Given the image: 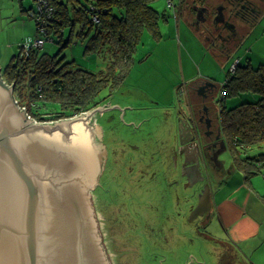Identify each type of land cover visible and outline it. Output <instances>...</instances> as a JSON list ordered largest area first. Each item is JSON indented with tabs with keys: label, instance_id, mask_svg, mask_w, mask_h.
<instances>
[{
	"label": "rangeland",
	"instance_id": "1",
	"mask_svg": "<svg viewBox=\"0 0 264 264\" xmlns=\"http://www.w3.org/2000/svg\"><path fill=\"white\" fill-rule=\"evenodd\" d=\"M218 2L222 3L223 0L213 1L214 4ZM181 5L182 0L153 2L152 6L160 14L167 16V21L166 19L160 21L162 37L155 39L148 33L142 36L134 55L135 64L126 80L115 88V93L104 105L98 106L107 107V110L98 113L93 122V126H98L100 132L98 142L102 146L103 154L106 147L110 152L117 151L119 156L122 154L121 151L124 153L127 150L125 143H128L133 145L131 149L133 152L145 151L143 160L150 162L151 153L161 146V143L162 146L172 144L171 128L166 131L165 129L176 112H186L185 86L190 83L186 80L211 79L220 86L223 77L229 74V71L236 73V66L232 70L230 68L237 61L241 66L249 65L251 68L264 64V10L262 16L254 23L240 25L238 22L237 30L242 32L239 43L236 44L235 39L232 46H229L232 48L230 53L221 56V49L211 48L212 45L205 40V36L184 23L183 14L182 16L179 14ZM33 6V0H0L1 69L18 55L23 43L35 40L36 20L28 12ZM78 29L77 27L71 45L47 42L42 51L51 55L59 54L64 61H74L75 68L93 72L106 70L110 64L107 59L84 54L85 42L78 39ZM70 36V28H67L64 42ZM219 90L221 94L223 89ZM108 94L109 91L105 89L101 97ZM256 100H258L256 96L242 94L226 98V106L234 108ZM45 107L42 113L46 121L43 122L58 121L53 120L57 115L52 108ZM57 110L60 112L62 109L57 106ZM239 151L244 153L243 150ZM263 152L264 143H261L247 153L248 155L252 153L249 157H253ZM163 153L164 166L158 181L153 186L150 183L144 184L142 189L132 187L127 194L117 192L118 187H124L125 184L122 182L130 177L127 176V164L123 168L119 166L125 162L123 157H119V164L117 163L118 166L113 170L118 180L114 195H118L116 201H119V204H124V213L129 211L137 224L136 227H132L133 223L129 225L128 219L124 220L117 216L116 219L121 225L117 227L113 223L111 230L109 224H104L101 220L99 232L101 237H104L103 247L106 249L110 264H245L226 245L215 244L214 239L221 237V232L219 233L216 227L215 216L208 221L199 216L195 222H190L191 206L197 205V199L187 201L193 189L186 188L187 183L183 182L177 170L173 169L167 175L166 162L170 161V157L165 155V150ZM220 156L229 164L231 158L229 152H223ZM129 157L130 155H127L126 159ZM113 158L115 160L116 157ZM103 165L102 167L100 165L94 182L90 184L91 187L99 182ZM137 170L135 167V170L130 172L134 178L138 174ZM149 174L148 170L147 175ZM174 178H178L180 185L176 188L178 189L176 195L170 197L168 185ZM209 181L211 186L215 183L214 179ZM246 182L248 189L261 190L260 194L263 197L264 172L246 179ZM96 191L94 188L87 193L95 221L108 218L114 222L113 212L116 208L108 206V200L105 201L108 197L104 198L102 194L98 201ZM94 200L99 203L96 207L93 205ZM148 225L151 231L145 234ZM171 226L173 230H170Z\"/></svg>",
	"mask_w": 264,
	"mask_h": 264
},
{
	"label": "water",
	"instance_id": "2",
	"mask_svg": "<svg viewBox=\"0 0 264 264\" xmlns=\"http://www.w3.org/2000/svg\"><path fill=\"white\" fill-rule=\"evenodd\" d=\"M1 73L0 68V264H110L87 196L98 184L90 186L106 155L93 122L107 107L37 122L19 106L14 85ZM76 172L89 173L90 184L80 191L90 240L73 192ZM210 209L211 192L205 188L190 222Z\"/></svg>",
	"mask_w": 264,
	"mask_h": 264
},
{
	"label": "trees",
	"instance_id": "3",
	"mask_svg": "<svg viewBox=\"0 0 264 264\" xmlns=\"http://www.w3.org/2000/svg\"><path fill=\"white\" fill-rule=\"evenodd\" d=\"M50 1L54 13L45 21L43 47L26 51L23 43L18 55L1 73L8 85H14L19 106L37 122L46 121L42 113L45 106H50L57 115L53 120H60L103 105L129 75L142 36L148 33L160 39V21H167L166 14H160L152 6L157 0ZM28 12L30 16L37 12L35 4ZM38 26L36 22V37ZM77 27L78 39L85 42L84 54L107 59L110 64L106 70L75 68L74 61H64L59 54L42 51L47 42L71 45ZM67 28L71 36L64 42ZM226 78L222 79L225 96L220 100L224 109L222 123L225 134L232 140L231 155L235 164L250 179L264 170V158H259L264 152L253 157L247 153L255 145L264 143V64L257 68L239 64L236 73L229 71ZM105 89L109 94L101 97ZM242 94H251L258 100L234 108L226 106V98ZM57 106L61 107L60 112ZM235 140L238 146L233 144Z\"/></svg>",
	"mask_w": 264,
	"mask_h": 264
},
{
	"label": "flooded vegetation",
	"instance_id": "4",
	"mask_svg": "<svg viewBox=\"0 0 264 264\" xmlns=\"http://www.w3.org/2000/svg\"><path fill=\"white\" fill-rule=\"evenodd\" d=\"M213 1L214 0H185L184 2V0H182L179 14H181V16L183 14L184 23L186 25L206 37L205 40L209 41L210 45H212L211 48L221 49V56L228 55L232 50L229 46H232V42L235 41V39L237 40L236 44H238L239 38H241L240 36L242 35V32L240 31V33L237 30V25H239L238 22H240V25H248L257 21L263 14L264 0H223L222 3L218 2L216 4H214ZM221 46L223 47L221 48ZM226 51L229 52L226 53ZM236 63L239 65V61ZM227 75L228 74L223 78L227 79ZM208 80L211 79L200 78L185 86V90L187 91L186 112H176L172 117V121L165 129L166 131L168 128H171L172 144H163L162 146L161 143V146L157 147L151 153L152 160L150 162H144L143 160L145 151H139V153L138 151H131L133 147L132 144L125 143L127 150L124 151V153L121 151L120 153L122 154L119 156H117V151L113 150L110 152L105 147L104 150L106 155L103 165L104 168L95 190H97L98 201L101 198L100 194H102V197H108L105 200H108V206L116 209L113 212L114 222L108 218L107 220L105 218L97 220L98 231H100L99 229L101 228L99 226L101 220L104 221V224H109V229L111 230L113 223L117 227H120L121 224L116 219L117 216L122 217L124 220L128 219L129 225L133 223L132 227H136L137 224L136 220L131 218V213L129 211L124 213V204H119V201H116L118 195H114L118 180L115 178L117 174H115L113 170L118 166L117 163L119 164V157H123L125 161L124 165L119 166L123 168L127 164V176L130 177L122 182V184H125L124 187H118V193L127 194L128 190L132 187L142 189L144 184L150 183L151 186H153L162 174L164 166L163 150H165V155L170 157V161L166 162L167 175L171 170H177L178 175L183 178V182L187 183L186 188L193 189L187 201L190 202L197 199V204L205 188L209 189L211 192V182L209 180H224V178L228 177L227 174L232 172L233 168H238L235 164L234 156L231 155L232 140L225 134L224 125L222 123L224 109L221 107L220 100H223L225 96V94L222 95L219 93V89H222V83H220V86H218L216 82H214V85H210L207 84ZM193 82H196V84H193ZM181 142H184V144L181 145ZM233 144L238 146L236 140L233 141ZM139 149L140 147L137 150ZM223 152H229L230 154L231 164H228V166L227 162L221 159L220 155ZM127 155H130V157L126 159ZM113 156L116 157L115 160ZM117 158L118 161L116 162ZM186 158L187 162L185 161ZM135 167L138 168V174L134 178L131 173L135 170ZM147 169L150 171L149 175H147ZM118 175L122 176L121 174ZM218 176H220L221 180ZM179 185L180 182L178 178H174L172 182L169 181L168 194L170 197L176 195L178 190L176 188L179 187ZM96 204L99 205V203L94 200V207H96ZM195 207L196 205L191 206L190 212H192ZM210 216L211 209L209 213H206L202 217H204V220L208 221ZM170 230H173L172 226ZM146 231L145 234L150 233V225L146 227ZM135 234L141 237L138 233L135 232ZM103 238L102 236V244H104ZM120 255L121 253L119 256Z\"/></svg>",
	"mask_w": 264,
	"mask_h": 264
},
{
	"label": "crops",
	"instance_id": "5",
	"mask_svg": "<svg viewBox=\"0 0 264 264\" xmlns=\"http://www.w3.org/2000/svg\"><path fill=\"white\" fill-rule=\"evenodd\" d=\"M227 175L211 186L210 218L215 216L221 232L215 244L226 245L245 264H264V195L248 189L243 170L233 168Z\"/></svg>",
	"mask_w": 264,
	"mask_h": 264
},
{
	"label": "built area",
	"instance_id": "6",
	"mask_svg": "<svg viewBox=\"0 0 264 264\" xmlns=\"http://www.w3.org/2000/svg\"><path fill=\"white\" fill-rule=\"evenodd\" d=\"M35 1V2H34ZM35 6H36V11L32 13L31 16H33V18H35L38 26V36L35 38L34 41L32 42H25L24 43V47L26 49V51H28L31 48H42L44 45V35L46 32V23L45 21L50 19V17L53 15L54 13V8L51 5V1L50 0H33ZM96 20V19H95ZM238 67L237 63H234L232 65V67L230 68L231 70L234 69V67ZM224 86V82L222 83V87ZM222 95L225 94L224 89L221 92ZM22 108V107H21ZM24 110H26L25 108H22ZM31 117V116H30ZM32 118V117H31Z\"/></svg>",
	"mask_w": 264,
	"mask_h": 264
},
{
	"label": "bare ground",
	"instance_id": "7",
	"mask_svg": "<svg viewBox=\"0 0 264 264\" xmlns=\"http://www.w3.org/2000/svg\"><path fill=\"white\" fill-rule=\"evenodd\" d=\"M87 177H89V173H86V172H76L73 174V192H74L75 199L78 203V206L80 210L82 211L83 216L85 218V222L87 226V235L90 240L91 223H90L89 212L84 202V199H82L81 191H80L81 188L84 187V185L90 184V183H85V178ZM78 178L79 180H77ZM78 181H80V183H78Z\"/></svg>",
	"mask_w": 264,
	"mask_h": 264
}]
</instances>
